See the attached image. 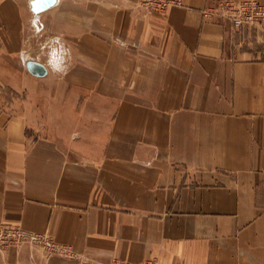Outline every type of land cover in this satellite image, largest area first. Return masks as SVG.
Segmentation results:
<instances>
[{"label": "crops", "instance_id": "obj_1", "mask_svg": "<svg viewBox=\"0 0 264 264\" xmlns=\"http://www.w3.org/2000/svg\"><path fill=\"white\" fill-rule=\"evenodd\" d=\"M33 1L0 0V221L74 256L0 244V264H264V21Z\"/></svg>", "mask_w": 264, "mask_h": 264}, {"label": "built area", "instance_id": "obj_2", "mask_svg": "<svg viewBox=\"0 0 264 264\" xmlns=\"http://www.w3.org/2000/svg\"><path fill=\"white\" fill-rule=\"evenodd\" d=\"M181 5V0H140L141 8L146 12L153 13L166 12L170 6ZM208 12L220 15L222 18H228L233 22L237 30L243 28L255 29L264 21V4L259 0H226L218 7L208 10ZM0 244H36L40 246L46 254H58L65 256H74L70 246L57 243L47 235H42L29 231L20 225H7L0 221ZM125 264H165L156 258L147 259L144 262H126Z\"/></svg>", "mask_w": 264, "mask_h": 264}, {"label": "rangeland", "instance_id": "obj_3", "mask_svg": "<svg viewBox=\"0 0 264 264\" xmlns=\"http://www.w3.org/2000/svg\"><path fill=\"white\" fill-rule=\"evenodd\" d=\"M263 23V22H262ZM261 23V24H262ZM37 33V32H36ZM40 32H38L37 34H36V38H35V40H37L38 41V34H39ZM39 42H38V47L36 48V49H33V51L31 52V54L29 55V51H26V56H27V62H26V64H27V68H28V66H29V63H31V62H34V63H37V64H39V63H42L45 67H46V69H47V66H46V64L44 63L45 62V58H46V55H45V49H46V47H45V44H44V41H43V37L42 36H39ZM29 55V56H28ZM48 71V70H47ZM46 75V74H45ZM29 133L33 136V135H35V131H34V129H30L29 130Z\"/></svg>", "mask_w": 264, "mask_h": 264}, {"label": "water", "instance_id": "obj_4", "mask_svg": "<svg viewBox=\"0 0 264 264\" xmlns=\"http://www.w3.org/2000/svg\"><path fill=\"white\" fill-rule=\"evenodd\" d=\"M45 0H34L33 1V10L34 12H38V11H41L43 8H45L46 6H49V4H51V1L49 2H46L44 3ZM29 70H31L34 74L36 75H44L47 73V69L46 67L42 64V63H34V62H31L29 63V66H28Z\"/></svg>", "mask_w": 264, "mask_h": 264}]
</instances>
